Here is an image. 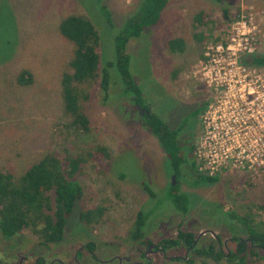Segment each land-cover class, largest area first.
Instances as JSON below:
<instances>
[{
    "label": "rangeland",
    "instance_id": "rangeland-1",
    "mask_svg": "<svg viewBox=\"0 0 264 264\" xmlns=\"http://www.w3.org/2000/svg\"><path fill=\"white\" fill-rule=\"evenodd\" d=\"M139 3L140 0H0V167L19 176L46 154L79 157L77 180L82 188L81 197L66 217L60 241L40 245L28 231L10 238L0 233L1 264H34L36 257L38 261L39 257L46 261L58 258L73 264L75 250L79 264H96L85 252L88 244L96 259L130 255L145 264L141 257L145 245L174 238L177 231L191 233L193 238L205 231L198 245H211L210 249L215 250L216 237L223 241L247 236L245 227L231 220L229 214L248 216L251 225L264 221V169L255 174L223 172L213 183L190 184L196 177L190 162L201 132L199 105L213 101L216 93L189 79V71L205 44L243 12L249 11L264 33V0H168L157 22L143 29L137 38L129 39L125 46L128 71L143 104L170 129H179L176 142L183 159L180 176L174 177L156 137L130 100L132 95L123 91L114 66L107 69L106 99L95 87L82 103L87 131L69 126L70 119L62 111L60 79L69 72L72 46L58 33L59 22L77 15L92 23L99 37L101 69L113 57V34ZM101 6L107 9L110 24ZM222 9L227 12L226 20ZM197 15H202L203 24L193 28ZM175 38L180 39L181 48L170 52L166 42ZM254 54L264 56V40ZM21 70L31 75V82L25 86L16 82ZM171 184L188 197L184 215L174 210L167 198ZM142 186L152 191L153 199ZM97 207L100 215L95 221L86 223L80 219L81 213ZM138 210L151 214L142 226V239L136 242L129 239L128 231ZM233 246L227 242L228 249ZM183 251H169L170 259L158 253L147 254V264L226 263L222 258L214 261L190 252L184 262L171 260L173 254L184 257ZM245 264L264 261L247 254Z\"/></svg>",
    "mask_w": 264,
    "mask_h": 264
},
{
    "label": "trees",
    "instance_id": "trees-1",
    "mask_svg": "<svg viewBox=\"0 0 264 264\" xmlns=\"http://www.w3.org/2000/svg\"><path fill=\"white\" fill-rule=\"evenodd\" d=\"M167 1L140 0L136 10L125 18L121 27L113 34V57L101 69H98L99 37L92 23L77 15L66 16L59 22L58 33L72 46L71 58L68 62L69 72L63 73L60 79L62 111L70 119L69 126L83 132L87 131L88 120L83 112L82 103L89 99V93L95 87L102 93V98L106 99L107 69L111 66L115 67L119 75L123 91L132 95L130 100L134 104L144 106L141 92L128 71V55L125 52V46L129 39L137 38L143 29L157 22ZM100 10L110 24L107 9L101 6ZM201 16L194 17L193 28L203 24ZM222 16L225 20L228 18L225 9H222ZM223 28L220 29V35L213 37L211 42L215 43L227 35L228 27ZM166 46L170 52L175 49L180 50L181 41L178 38L170 39L166 42ZM239 62L247 67L264 68V56L256 54H244ZM16 82L20 86L29 84L31 82L30 73L27 70L19 71ZM204 106L200 105V112ZM142 120L151 134L156 137L169 160L174 177L180 176L179 165L183 159L179 155V146L176 142L179 129H170L153 114L148 118L143 117ZM80 162L79 157L74 158L66 154L64 156L46 154L19 176H14L0 167V233L5 237H12L28 231L38 238L40 245L60 241L66 217L82 195V188L77 180ZM190 168L196 172V177L190 182L191 185L213 183L218 178V176L207 177L197 172L193 160L190 162ZM142 188L151 199L154 198V194L148 187L142 186ZM167 194L173 209L184 215L189 203L187 195L178 193L177 186L172 184L169 185ZM150 214V211L143 210L135 213L131 230L128 231L130 240L138 241L142 238V226ZM99 215L100 209L97 207V209H89L81 213L80 219L90 223L95 221ZM228 217L231 220H237L247 230L245 239L230 238L236 245L234 252L227 254L221 251L212 254L206 249L195 251L198 254L210 256L213 260L223 256L227 264H245L247 254L256 260L259 258L264 260V221L251 225L248 224L250 221L248 216L236 217L231 213ZM192 240L191 233L177 231L174 238L162 239L158 246L163 249L176 246L190 247ZM85 247L91 251V244ZM246 249H248L247 252ZM257 253H261L262 256H257Z\"/></svg>",
    "mask_w": 264,
    "mask_h": 264
},
{
    "label": "built area",
    "instance_id": "built-area-1",
    "mask_svg": "<svg viewBox=\"0 0 264 264\" xmlns=\"http://www.w3.org/2000/svg\"><path fill=\"white\" fill-rule=\"evenodd\" d=\"M230 25L227 35L205 44L189 71L190 80L216 93L201 112L192 151L197 172L207 177L264 169V68L239 62L258 50L264 33L249 11Z\"/></svg>",
    "mask_w": 264,
    "mask_h": 264
},
{
    "label": "flooded vegetation",
    "instance_id": "flooded-vegetation-1",
    "mask_svg": "<svg viewBox=\"0 0 264 264\" xmlns=\"http://www.w3.org/2000/svg\"><path fill=\"white\" fill-rule=\"evenodd\" d=\"M135 106H136V111L138 112V114L141 117V119L143 117L148 118L151 115V112H150L149 107L147 105L146 106L145 105L144 106H140L138 104H135ZM199 106H197L194 109L195 114H196L197 109L199 108ZM200 114H201V112H200ZM206 233L208 234V232H206ZM7 238H10V237H7ZM192 239L193 240H192V243H191L190 247H187V246H176V247H170V248H164L163 249V248L158 246L159 242L162 239L160 241H158L156 244L147 243L145 245V249L143 250V252L141 254V257L145 260V262H146L145 264H147L150 261V259H149L150 257H148L147 254H151V253L152 254L153 253H158V254H161L162 256L167 255V256H165V258L166 259H170V257L168 255L171 254V253H169V251L176 250L177 248H182L184 250L183 251L184 252V257L183 256L182 257L178 256V255L174 256V254H173V256L171 257V260L172 261H179L180 260V261L184 262L185 261L184 258L187 256V254L189 252L194 254L195 256H202L203 254H198L195 251L197 249H202V250L206 249L207 252L211 251L212 254H216V253H219L221 251H225V253L229 254L230 252L231 253L234 252V249H235V246H236L235 243L233 241H231L230 238L221 241L218 237H216V238H214V241H216L217 247L215 248V250H211L210 249L211 245H208L206 248H204L202 245H198L199 234H197L195 238H193V236H192ZM227 242L230 243V244H234L233 249L232 248L228 249ZM151 248H153V249H151ZM85 249H86V247H85ZM74 252L75 253H74L73 257L71 258V262L73 264H79V260L77 259L78 251L75 250ZM85 252L87 253V255L89 257H91L92 259H94L96 261L95 262L96 264H110V263H113V264H144L143 262H138V261L133 260V257L130 256V255L129 256L114 255V256L110 257L109 259L99 260V259H96L94 257L92 251H90L89 249H86ZM206 257H210V256H206ZM222 259L225 261V258H222ZM214 261H217V260H214ZM262 261H264V260H262ZM54 263L65 264L61 259H58V258H52V259L46 261L43 257H39V261H38V258L36 257L35 260H34V264H54ZM187 263H188V261H187ZM225 264H227V263H225Z\"/></svg>",
    "mask_w": 264,
    "mask_h": 264
},
{
    "label": "water",
    "instance_id": "water-1",
    "mask_svg": "<svg viewBox=\"0 0 264 264\" xmlns=\"http://www.w3.org/2000/svg\"><path fill=\"white\" fill-rule=\"evenodd\" d=\"M206 232H207V231H206ZM204 233H205V231L199 233V236H200V235H203ZM208 234H210L212 237H215V234L212 233V232H210V231H208Z\"/></svg>",
    "mask_w": 264,
    "mask_h": 264
}]
</instances>
